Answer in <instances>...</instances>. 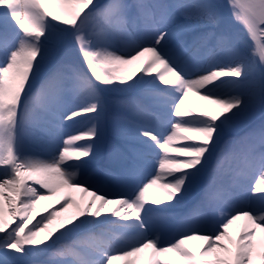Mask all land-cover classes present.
I'll use <instances>...</instances> for the list:
<instances>
[{
	"label": "snow or ice",
	"instance_id": "snow-or-ice-1",
	"mask_svg": "<svg viewBox=\"0 0 264 264\" xmlns=\"http://www.w3.org/2000/svg\"><path fill=\"white\" fill-rule=\"evenodd\" d=\"M229 10L247 50L238 34L217 32L222 12L209 0H0V264H264V0H229ZM177 16L193 36L173 47L166 29ZM92 17L102 26L86 33ZM225 43L227 53L218 47ZM73 47L87 72L62 58ZM68 80L83 91L65 102ZM128 90L151 103L138 119L112 114L114 133L136 143L137 158L109 191L90 166L109 97ZM196 96L220 110L205 111ZM34 134L52 142L46 156L25 155ZM257 138L259 154L248 143ZM229 153L242 154L248 172L234 175L241 195L218 199ZM187 204L171 239L150 234V214ZM105 226L124 235L101 231L85 251L59 246ZM49 249L53 259L41 262Z\"/></svg>",
	"mask_w": 264,
	"mask_h": 264
},
{
	"label": "bare ground",
	"instance_id": "bare-ground-1",
	"mask_svg": "<svg viewBox=\"0 0 264 264\" xmlns=\"http://www.w3.org/2000/svg\"><path fill=\"white\" fill-rule=\"evenodd\" d=\"M107 0H99V3L103 4L106 3ZM135 11V10H133ZM99 18L97 20L91 21V23L87 26H85L86 33H91L95 30H98L99 27L102 26V21ZM173 21H169V27L166 29V31H171L173 33V37L171 39V46H175L183 41H188L191 43V39L193 36V31L189 30L187 32L183 31V25L184 20L182 17H174ZM193 26L197 25V22L194 20L192 21ZM229 28L233 29V32L229 33ZM201 31H207V29H200ZM224 31V33L227 34H238L244 41H248V36L242 37L241 34L237 33V30L242 32L240 24L228 26L226 24H222L217 28V32ZM129 41L123 40L121 41V47H124ZM218 47H223L225 50V53H227V49L229 47L228 44L219 45ZM249 47V46H248ZM246 47V50L248 49ZM191 54V53H189ZM147 56V54H146ZM146 58V57H145ZM143 59L141 61L135 62L133 65L128 66L126 69L122 71H128V70H134L135 68L141 66ZM74 60L73 58L69 57L66 62H72ZM77 70H83L84 72H87L86 66L81 62H77ZM43 79V77H41ZM40 81H37V87H39ZM65 87L68 89H71L70 92L66 94L64 97L65 102H70L75 98L77 94L83 91V88L81 85L78 84L75 80H68L65 82ZM131 97L133 99L140 100L142 110L136 111L137 113H133L131 108L128 106L122 107L118 103H113L112 101L115 100V98L118 101H126V98ZM144 98V99H143ZM40 96L39 94L35 95L33 97V104L38 105L40 103ZM142 100V101H141ZM195 100L199 103L201 108H203L205 111L210 112H216L220 110L219 105H214L210 103L209 101L202 100L199 96L195 97ZM151 100L149 98L143 97L140 91L137 90H128L122 93L114 94L113 96L109 97V104L105 110V113L103 115L101 126H102V134L97 140V149H96V157L94 163L90 166L93 168H97L100 170V175L98 179L103 181V186L106 187L109 191H116L118 188L119 179L121 177L122 169L126 164L131 163L133 159L137 158L136 153L133 152V149L136 147V143L130 138L125 137L122 135H117L113 131V122H112V114L114 112L122 113L127 119L134 120L138 119L143 111V108L150 104ZM190 107H193V105L189 104ZM253 121L251 124L248 125V128L244 129V131H248L249 129L255 128L259 125L260 120ZM90 126V125H89ZM255 126V127H254ZM67 127V125H65ZM241 132H235V133H228L226 135H233L234 139L241 135ZM225 135V136H226ZM248 143H254L256 146V153L259 154L261 151L259 146V140L258 138L255 140H250ZM62 147V144L60 145ZM25 155L28 156H46L52 151V142L47 138L43 137L41 134H34L32 136H29L26 138L25 141ZM58 151V149H57ZM226 163L231 164V173L228 176L230 184H233L232 187L235 188L237 184L236 182H233L234 175L236 172L241 171L242 169L247 173L248 168L244 165L243 155H237L235 157H226ZM105 177V178H104ZM104 178V179H103ZM151 177H149L150 179ZM258 179V175L256 177ZM145 183L147 180L144 181ZM218 185L223 186L224 191L220 194L218 199H225L229 197L230 193L228 190L229 182L227 183H220L218 180ZM255 180H253V183ZM235 191V190H232ZM238 194L235 196L241 195V189L237 190ZM79 198V194H77ZM54 204V200H48V201H41L40 204L37 206V211L43 215V209L46 205H52ZM191 204L187 205H181L175 209H172L168 212H154L150 214L151 218V225H152V231L151 235L161 237L164 240L171 239L177 229L178 226L185 214L189 212V209L191 208ZM108 207H111L109 205ZM59 210V208H57ZM205 210H208L207 212ZM74 208H69L67 212L63 213L62 215L67 216L70 215L72 212H74ZM209 214V209L207 207H204L201 209V217H206ZM39 218V217H37ZM243 223V220L237 221V224L235 227H239ZM51 227V226H50ZM103 231L105 233V238L111 237L113 235H119L123 236L124 234L121 233L119 230L113 228L112 226H105L103 230L101 229H95L92 233H78L73 234L68 237H66L64 240L60 242L59 246H67L69 249H76L77 251L81 250V246H84L86 249H88L91 244L93 243V240L91 239L92 235H99ZM43 234V233H42ZM199 243L198 241L189 242V246H193L194 244ZM81 245V246H79ZM53 249H49L47 252H43L38 259L43 261H50L53 259ZM114 264H122L121 260H117L114 262Z\"/></svg>",
	"mask_w": 264,
	"mask_h": 264
},
{
	"label": "rangeland",
	"instance_id": "rangeland-1",
	"mask_svg": "<svg viewBox=\"0 0 264 264\" xmlns=\"http://www.w3.org/2000/svg\"><path fill=\"white\" fill-rule=\"evenodd\" d=\"M164 2L166 3H172V2H175V0H163ZM127 2L129 4L131 3H134L135 0H127ZM210 3H213V4H216L220 7V10L222 12V18L220 20V23H219V26H221L222 24H226L228 26H234V25H237V24H240L241 26V29H242V32H240L239 30H237V33L241 34L242 37H245L247 36L246 32H245V29L243 27V25L237 21H235L233 19V17L231 16L230 14V10H229V0H209ZM98 18L97 17H92L89 19V21L87 22L86 26L89 25L91 23V21H94V20H97ZM100 21V20H98ZM229 33L233 32V29L232 28H229ZM225 30H223L224 32ZM226 32V31H225ZM251 44L250 41H247L245 47H248L249 45ZM69 57L77 60V62H82V60H79L78 59V54L75 52V49L74 47L71 49V51L69 52V54H66L64 55L62 58L64 59V61L66 62V60L69 59ZM83 63V62H82ZM43 77V76H42ZM144 99V98H143ZM115 101H118L116 98H115ZM126 101H129L130 103L127 105L129 108H131V110L133 111L134 115L135 113H137L136 111L138 110H142V106H141V103H140V100L138 101V99H133L131 97H128L126 98ZM142 101V100H141ZM258 120V119H256ZM255 127V126H254ZM234 136L233 135H226L225 136V139L228 140V139H234L233 138ZM226 157H232L233 156L231 155V153L227 154ZM231 164H227L226 163V158L222 161V167L220 168L219 170V173H218V180L220 181V183H227V181L229 182V175L231 173ZM233 182H235L233 180ZM233 184H230L229 182V190L230 188L232 187ZM81 246V245H79Z\"/></svg>",
	"mask_w": 264,
	"mask_h": 264
}]
</instances>
